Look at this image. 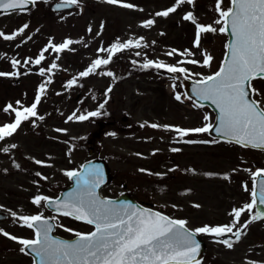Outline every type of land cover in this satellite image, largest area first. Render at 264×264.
<instances>
[{
	"label": "rangeland",
	"instance_id": "rangeland-1",
	"mask_svg": "<svg viewBox=\"0 0 264 264\" xmlns=\"http://www.w3.org/2000/svg\"><path fill=\"white\" fill-rule=\"evenodd\" d=\"M121 1L122 4H110L107 0H80L83 3L80 8L60 13L49 9L50 0H37L36 6L27 12L0 14V31L5 34L28 25L13 40L0 37V72L19 73L0 76V126L15 120L14 112L3 111L6 105L12 104L18 110H22L21 106L30 107L38 87L45 86L37 105V117L23 121L13 135L0 140V149L16 145L9 147L7 153L0 151V209L7 214L0 220V229L13 236L29 240L34 237L33 228L22 226V221L17 219L23 215L55 217V232L63 236L91 228L84 222L52 212L44 201L40 205L32 203L37 195L55 196L69 183L65 173L78 168L88 158L89 145L94 147V154L106 157L109 162L112 179L102 188L104 195L113 196L126 190L140 201L185 220L193 229L231 224L232 209L249 203L253 207L241 214L240 223L254 216L252 174L264 169V150L222 141L207 132L180 137L174 130L175 127L209 126L213 121L214 114L208 107L184 101L179 78L205 76L217 68L222 58L226 36L219 31L223 23H215L220 19L217 0L183 3L168 16L155 13L173 6L176 0ZM124 3L134 7H123ZM228 4L229 0H221V9L225 10ZM187 12H192L198 23L217 29L202 33L199 47L193 43L195 25L183 19ZM149 19L154 23L144 27L142 22ZM141 37L140 47H135ZM50 39L53 44L65 39L74 43L59 54L49 48L39 65H25V59L34 61ZM114 39L120 43L131 40L133 46L115 53L112 62L88 76H79L93 60L108 58L106 51L98 49H108ZM172 49L178 51L169 56L167 53ZM185 49L192 55L185 53ZM205 54L212 57L208 65L203 63ZM117 57L125 62H115ZM148 58L188 71L170 73L165 69L169 75L163 77L153 72L154 66L144 70V62L140 61ZM13 59L20 62L15 68ZM189 60L198 63H187ZM54 61L57 67L49 72ZM41 68L45 70L43 75ZM101 70L116 75L104 100L100 98L102 86L113 77H104ZM153 75L162 79L152 80ZM73 78L76 83L69 85ZM252 87L258 91L254 96L264 108V77L254 79ZM176 95H180L179 101ZM101 104L105 108H100ZM96 111L100 114L87 120L67 121L73 113L79 116ZM40 116L44 119L40 120ZM151 124L158 127L153 128ZM163 125L173 127L165 129ZM173 148L179 151H171ZM37 160L42 163L37 164ZM212 236L215 240L209 248L210 262L200 264L233 261L264 264L263 219L249 224L244 237L232 243V248L220 242L225 237L221 236L220 240L215 234ZM21 247L0 233V264H32L30 257L20 251Z\"/></svg>",
	"mask_w": 264,
	"mask_h": 264
},
{
	"label": "snow or ice",
	"instance_id": "snow-or-ice-1",
	"mask_svg": "<svg viewBox=\"0 0 264 264\" xmlns=\"http://www.w3.org/2000/svg\"><path fill=\"white\" fill-rule=\"evenodd\" d=\"M36 0H0V9L5 11L16 10L27 4H34ZM110 4L120 3L121 0H107ZM78 0H61L57 7L66 5H75ZM183 3L194 4L195 0H176L175 4L163 11L156 12V16H168L169 13L175 12L178 5ZM123 7L133 8L134 5L124 3ZM216 10L220 19L216 24L223 23L230 26L231 34L234 37L233 42L226 46L229 51L226 53V59L221 63L218 71L210 76H203L196 81V92L204 100H211L220 111L219 127L216 131L241 146L264 147V108L256 102L248 99L249 91L245 90V84L251 92L258 91L252 87L251 81L255 78L264 77V0H232V7L227 10L221 9V0H217ZM184 20L191 21L196 28V39L194 47H199L202 33L215 32L216 28L211 25H202L198 23L192 12H187ZM154 21L149 19L143 21L144 27L153 24ZM103 27V24L101 25ZM28 28L27 24L22 25L18 30L11 34H5L0 31V37L5 40H13L21 32ZM91 31V28H89ZM220 32H225L226 27H220ZM99 35V33H98ZM139 38L135 42V47H140ZM74 43L71 39H65L60 44H53L51 39L45 49L33 61L25 59L24 64L34 63L39 65L44 59V52L49 48L59 54ZM133 46V41L129 40L120 43L117 40L109 49H98V51H107L108 58L92 61L88 69L79 73V76H88L102 65H107L112 55L125 48ZM178 50L172 49L169 53L171 56ZM185 53L192 55L188 50ZM184 53H181L183 55ZM59 56H57V59ZM212 57L205 54L203 63L208 65ZM13 68L20 62L16 59L11 61ZM187 63L196 64L198 61L189 60ZM154 66L157 69H166L170 73H185L188 70L183 67L164 64L163 62H154L147 60L143 65L144 68ZM55 61L49 67L48 71L56 68ZM44 69H40V74H44ZM17 72L5 73L0 72V76H15ZM111 76V72L102 73ZM194 75L199 76V73ZM50 82V81H49ZM76 83L73 78L68 82L69 85ZM45 86L42 84L37 89V95L30 107H22L18 110L12 104L5 106L3 111L8 113L10 110L15 113V120L12 123H5L0 126V140L10 137L17 130L20 124L30 117H37V105L41 100V95ZM107 91H111V88ZM175 99H181L176 95ZM18 105L20 101L16 102ZM104 105L101 104L100 108ZM100 113L88 112L87 115L76 116L75 113L67 117V121L74 118L77 120H87L90 116H97ZM43 120L44 117H38ZM207 120V116H205ZM66 121V122H67ZM143 126V125H141ZM153 128L157 124L150 125ZM165 129L173 126L163 125ZM174 130L180 137L187 136L189 133H204L209 131V126L198 128H180ZM57 132H64L65 129H55ZM194 143L195 141H186ZM9 147L15 148L16 145H10L0 149L7 153ZM171 151L176 152L179 149L173 148ZM139 155V154H137ZM37 164L42 162L37 160ZM83 172L76 170L67 171L65 174L69 178H75L77 188L69 193L63 200L52 201L49 197L37 195L33 198L32 203L40 205L42 201L52 205L56 211L62 215L71 217L75 220L84 221L94 225V231L88 233L75 232L77 239L73 241L59 240L49 235L53 225L42 214L23 215L17 219L22 221V226L33 228L38 226L35 239H23L9 234L0 229L4 236L17 241L25 248H31L36 256L40 258V264H192L195 253L199 249L198 242L194 239V234L210 233L216 236H224L231 233L236 241H239L243 231L247 229L256 219L264 218V214L257 212L255 215L240 223L241 214L247 209L251 210L253 204H245L241 208H233L230 215L233 217L231 224L195 228L189 231L185 228L186 221L180 219H171L160 212H151L148 209H137L128 204H116L111 200L100 199L96 194V189L102 183V169L99 166L91 165L87 168L81 165ZM141 171H146L141 169ZM264 174V169H257L252 175L260 176ZM36 175H40L37 173ZM227 178V176H225ZM260 204H264V180L260 181ZM199 207V205H195ZM16 217V213H12ZM52 219H55L53 217ZM235 228V231L233 229ZM66 231L72 232L73 229L66 228ZM228 248L233 244L230 239L221 240ZM198 264V262H197ZM256 264V262H250Z\"/></svg>",
	"mask_w": 264,
	"mask_h": 264
},
{
	"label": "water",
	"instance_id": "water-1",
	"mask_svg": "<svg viewBox=\"0 0 264 264\" xmlns=\"http://www.w3.org/2000/svg\"><path fill=\"white\" fill-rule=\"evenodd\" d=\"M25 6V5H24ZM232 7V5H231ZM0 11H5L3 9H0ZM226 27V31L228 33V45H230L232 42H233V39L234 37L232 36L231 34V28L230 26H225ZM229 51L228 47H227V51L226 53ZM226 53H225V56H224V59L222 62L225 61L226 59ZM221 66V65H220ZM186 92L192 96H194L197 100H201L202 103H205V104H208L210 107H212L215 112H216V118H215V122L212 124L211 128L209 129V132L213 135H216V136H219V137H222V138H228V139H231L230 137H226L224 136L222 133L220 132H217L216 129L217 127H219V117H220V111L219 109L217 108V106L212 103L211 100H204L202 99L196 92V81H187L186 82ZM245 90L246 91H249V96H248V99L250 101H254L252 98H251V91L248 89V86L247 84H245ZM255 102V101H254ZM257 148H264V147H257ZM91 165H96V166H99L101 169H102V183L106 180L109 179V176H108V169H107V166L105 164V162L102 160V159H92V160H89V161H86L85 163H83V166H85V168L91 166ZM78 172H83V169L80 168L78 170ZM73 180V183L72 185H70L67 189L63 190L58 197L56 198H50L52 201H57V200H63L69 193L73 192L76 190L77 188V184H76V179L75 178H72ZM261 180H264V174H261L260 176H256L255 180H254V190H253V194H254V197H255V202H256V213L257 212H260L262 214H264V204H260L259 203V200H260V181ZM100 183V184H102ZM96 194L97 196L100 198V199H106V200H111L113 202H115L116 204H128V205H132L134 206L135 208L137 209H148L150 210L151 212H156L152 209H149V208H146V207H143V206H140L139 204H137L134 200H132L127 194H120L118 197H115V198H105V197H102L100 194H99V191L96 189ZM46 206H48L49 208H52L55 210V208L52 206V205H49L47 202H45ZM49 220V222L53 225L52 221L47 218ZM38 228V226H35ZM53 229V228H52ZM188 230V229H187ZM94 231V230H93ZM190 231V230H189ZM50 236L56 238V239H59V240H65V241H73L76 238L74 239H64V238H61L57 235H54L52 233V231L49 233ZM194 239L198 242L199 244V249L198 251L195 253V256H194V259L197 258V256L199 254L202 253L203 251V243L201 242V240L194 234ZM28 252H30L33 256V259L35 261V264H40V258L36 256L35 252L32 251L31 248H25Z\"/></svg>",
	"mask_w": 264,
	"mask_h": 264
}]
</instances>
